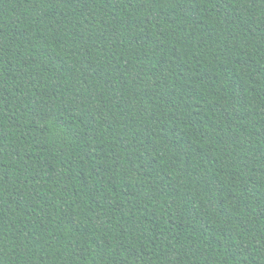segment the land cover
<instances>
[{
    "label": "trees",
    "instance_id": "obj_1",
    "mask_svg": "<svg viewBox=\"0 0 264 264\" xmlns=\"http://www.w3.org/2000/svg\"><path fill=\"white\" fill-rule=\"evenodd\" d=\"M0 264H264V0H0Z\"/></svg>",
    "mask_w": 264,
    "mask_h": 264
}]
</instances>
